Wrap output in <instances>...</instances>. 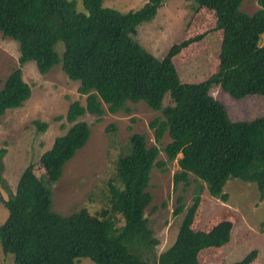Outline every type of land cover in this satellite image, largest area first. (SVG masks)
<instances>
[{
	"label": "trees",
	"instance_id": "obj_1",
	"mask_svg": "<svg viewBox=\"0 0 264 264\" xmlns=\"http://www.w3.org/2000/svg\"><path fill=\"white\" fill-rule=\"evenodd\" d=\"M76 1L0 0V37L16 41L20 51L18 66L0 88V119L31 94L21 72L27 61H34L43 75L59 64L70 80L78 81L77 92L86 96L84 105L70 103L66 119L72 125L41 154L42 177L28 165L12 192L2 175L7 148L5 143L0 147V203L8 215L0 224L2 251L12 254L16 264H76L81 257L95 264H201V251L228 244L232 229L224 221L209 230L190 226L202 190L224 202L226 182L239 179L254 183L258 200L264 198V116L232 121L211 94L217 86L235 99L264 96V45L259 42L264 0H256L258 8L251 14L240 8L242 0H192L213 11L215 29L221 32L218 70L196 83L180 81L171 59L200 36L173 44L162 59L132 38L165 0H147L127 12L105 6L104 0H79L83 10H78ZM58 42L61 52L55 48ZM140 101L160 113L148 123L154 143L148 145L144 133L132 132L120 146L106 206L96 215L83 208L68 215L53 210L52 185L90 136L87 122L76 119L87 112L100 120L104 105L110 113L130 114L128 102ZM34 124L47 127L40 121ZM106 132L114 138V124ZM165 134L169 140L162 143ZM160 152L166 159L158 158ZM174 159L179 169L173 174V191L180 183L185 191L193 182V201L185 207L183 195L177 196L173 215L186 208L184 217L173 244L156 253L160 240L145 214L152 201L147 187L152 169L165 171ZM260 227L264 231V222ZM255 254L253 250L223 264H250Z\"/></svg>",
	"mask_w": 264,
	"mask_h": 264
},
{
	"label": "rangeland",
	"instance_id": "obj_2",
	"mask_svg": "<svg viewBox=\"0 0 264 264\" xmlns=\"http://www.w3.org/2000/svg\"><path fill=\"white\" fill-rule=\"evenodd\" d=\"M146 1L104 0L103 4L127 12L139 9ZM76 7L83 10L79 0L76 1ZM240 8L251 14L257 10L258 4L256 0H242ZM196 36L200 37L192 39ZM132 38L158 59H162L173 44L192 39L171 59L182 82L196 83L218 70L221 32L215 29L213 11L195 1L165 0L151 20L136 27ZM259 39L260 44L264 45V33ZM55 48L58 52L64 50L61 42ZM19 55L16 41L0 37V88L6 76L18 66ZM21 72L31 88V94L22 106L6 110L0 119V147L6 145L7 148L2 175L12 192L28 165L32 166L37 177H42L44 170L39 160L41 154L51 147L56 136L64 134L72 125L66 119L70 103L77 100L84 105L86 97L77 92L78 81L70 80L59 64L43 75L38 72L34 61H27L21 67ZM211 94L225 106L232 121H251L264 116L262 95L248 94L235 99L217 86L211 89ZM168 98L166 94L164 102ZM128 106L132 109L130 114L110 113L104 105L105 111L100 120L87 112L76 119L87 122L90 136L86 144L64 165L60 178L52 185L53 210L68 215L83 208L96 215L107 204L109 182L116 177L115 160L120 146L126 142L130 133H144L147 144L154 143L153 130L148 123L160 113L151 110L142 101L136 104L128 102ZM35 121L46 123L47 127L44 130L38 129ZM110 124L115 127L112 139L106 132ZM168 140L165 134L162 143ZM158 158L166 159L164 152H160ZM178 169L174 159L168 162L165 171L153 168L150 174L147 190L152 194V201L146 207L145 214L154 235L160 240L155 248L156 253L173 244L184 217L186 208L179 215H173L177 196L183 195L185 207L193 201V182L185 191H182L183 183L173 191L172 178ZM190 179L192 181L193 175H190ZM224 191L228 199L222 202L207 195L205 189L202 190V201L197 205L190 226L194 230H209L220 222H227L232 227L230 242L218 248L202 250L198 255L199 262H234L255 250V257L250 264H264V231L260 230V224L264 222V198L258 200L259 193L254 183L241 182L239 179L228 180ZM6 217L7 209L0 203V224ZM121 223L122 220H117V226ZM0 264H16L13 255L4 253L1 245ZM76 264L95 263L81 257L76 260Z\"/></svg>",
	"mask_w": 264,
	"mask_h": 264
}]
</instances>
